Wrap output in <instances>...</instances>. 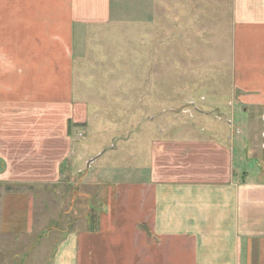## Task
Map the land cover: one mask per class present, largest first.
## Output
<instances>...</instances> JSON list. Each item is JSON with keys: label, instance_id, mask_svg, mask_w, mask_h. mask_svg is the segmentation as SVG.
Returning a JSON list of instances; mask_svg holds the SVG:
<instances>
[{"label": "rangeland", "instance_id": "374dc122", "mask_svg": "<svg viewBox=\"0 0 264 264\" xmlns=\"http://www.w3.org/2000/svg\"><path fill=\"white\" fill-rule=\"evenodd\" d=\"M111 1L105 28L76 25L88 39L76 36L81 49L67 50L70 87L39 101L26 85L21 100L11 87L0 101V127L9 129L0 157L25 162L21 183L10 184L21 187L11 223L21 226V245L5 249L0 264H51L69 232L105 229L115 184L145 178L162 142L208 140L232 121L261 131L250 102L230 101L242 93L232 63L240 0Z\"/></svg>", "mask_w": 264, "mask_h": 264}, {"label": "crops", "instance_id": "0c3cea01", "mask_svg": "<svg viewBox=\"0 0 264 264\" xmlns=\"http://www.w3.org/2000/svg\"><path fill=\"white\" fill-rule=\"evenodd\" d=\"M240 1L232 63L233 85L242 93L230 101L250 102L259 111L260 133L230 121L211 130L215 136L208 140L200 135L162 142L152 150L145 178L115 184L103 212L105 229L69 232L51 264H264V0ZM112 5L0 0V66L8 69L0 73V101L10 99L11 87L20 100L21 86L30 87L36 101L39 94L70 87L73 54L68 58L67 50L81 49L77 37L88 36L79 32L81 25L112 23ZM248 114L245 107L242 115ZM0 136V150H7L9 129L1 126ZM1 159L0 255L21 245V226H11L19 218L16 207L21 213V187L10 184L21 183L25 163Z\"/></svg>", "mask_w": 264, "mask_h": 264}]
</instances>
